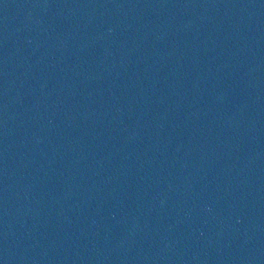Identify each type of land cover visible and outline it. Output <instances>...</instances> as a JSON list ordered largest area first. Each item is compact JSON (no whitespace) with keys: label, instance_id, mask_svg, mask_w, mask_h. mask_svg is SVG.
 I'll list each match as a JSON object with an SVG mask.
<instances>
[{"label":"water","instance_id":"95a60500","mask_svg":"<svg viewBox=\"0 0 264 264\" xmlns=\"http://www.w3.org/2000/svg\"><path fill=\"white\" fill-rule=\"evenodd\" d=\"M0 264H264V0H0Z\"/></svg>","mask_w":264,"mask_h":264}]
</instances>
